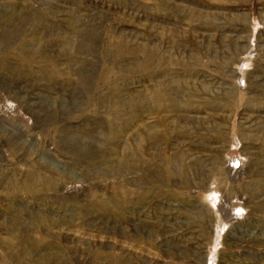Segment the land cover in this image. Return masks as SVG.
I'll return each instance as SVG.
<instances>
[{"label":"rangeland","instance_id":"rangeland-1","mask_svg":"<svg viewBox=\"0 0 264 264\" xmlns=\"http://www.w3.org/2000/svg\"><path fill=\"white\" fill-rule=\"evenodd\" d=\"M0 264H264V0H0Z\"/></svg>","mask_w":264,"mask_h":264}]
</instances>
